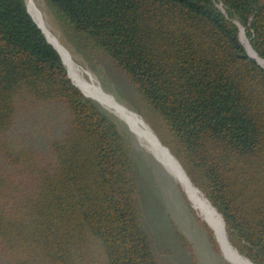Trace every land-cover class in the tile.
Masks as SVG:
<instances>
[{
	"label": "trees",
	"instance_id": "trees-1",
	"mask_svg": "<svg viewBox=\"0 0 264 264\" xmlns=\"http://www.w3.org/2000/svg\"><path fill=\"white\" fill-rule=\"evenodd\" d=\"M43 1L155 115L153 133L225 247L264 264V69L241 41L243 28L264 61V0ZM25 5L43 31L27 2L0 0V264H171L142 225L114 120L68 77ZM56 117L57 134L38 144L33 131ZM196 220L217 250L214 228Z\"/></svg>",
	"mask_w": 264,
	"mask_h": 264
},
{
	"label": "rangeland",
	"instance_id": "rangeland-1",
	"mask_svg": "<svg viewBox=\"0 0 264 264\" xmlns=\"http://www.w3.org/2000/svg\"><path fill=\"white\" fill-rule=\"evenodd\" d=\"M25 1L34 17L41 24L31 1ZM37 1L48 23L59 36L60 44L76 63L86 83L135 113L147 123L150 130L152 126L158 129L159 124L155 115L149 111L145 102L114 64L102 52L90 45L80 43L72 34L61 28L44 1ZM102 110L104 111V109ZM107 114L114 120L129 151L133 176L138 189L137 205L141 222L150 236L156 254L167 258L171 264H237L238 262L222 255L220 244L216 241L213 232L214 229L212 230V224L204 217L202 211L195 208L181 185L171 180L169 175L154 161L148 150L145 151L143 144L141 145V142L137 140L125 123L115 115L109 112ZM60 123H62L61 119L56 117L45 121L43 125L40 124L41 128L46 127L47 130L39 131L38 134L33 131L34 139L38 144L43 145L45 139L57 134ZM151 132L155 133L153 129ZM161 147L163 146L161 145ZM166 152L171 157L173 156L168 151ZM187 187V192L193 193L191 194L193 198L197 199L195 197L197 196L200 199L196 190L195 193L188 184ZM204 206L210 211L205 204ZM190 210L194 211L196 217L190 213ZM196 218L200 219L205 226H207L205 222L212 226V228L209 226L207 228L212 230L217 250L209 243L205 230ZM179 237H182L188 246L184 245Z\"/></svg>",
	"mask_w": 264,
	"mask_h": 264
},
{
	"label": "bare ground",
	"instance_id": "bare-ground-1",
	"mask_svg": "<svg viewBox=\"0 0 264 264\" xmlns=\"http://www.w3.org/2000/svg\"><path fill=\"white\" fill-rule=\"evenodd\" d=\"M30 1L33 6L35 14L41 23L40 26L41 25L43 26V28L42 26L41 28L44 31L43 34L45 38L47 36L46 40L58 51V53L63 59V62L68 70L69 75L71 76L73 81L76 83V85L80 88V90L84 93V95L88 97L89 99H91L96 104H98L102 109H104V111H106L107 113L109 112L112 115H115L123 123H125V125L129 127L130 131L136 136L137 140L141 142V145L143 144V146L146 149L145 151L148 150L149 154L154 159V161L169 175L171 180L181 185L183 191L186 193L190 201L193 202L195 208H198L200 211H202L204 217L212 224L214 228V235H215L216 241L220 244V247L222 250V255L226 258H231L232 260L236 261V263L238 262L237 264L239 263L240 264H250L246 262L247 260L245 259L242 260L243 258L238 256V254L236 253L234 249L233 250L235 252L230 251L229 249L225 247V245L223 244L224 239L222 241L223 232L225 234L223 221L221 220L223 229H224L222 230L221 228V231H222V236H221L220 227H219L220 224L218 225L217 223L218 221L216 222L212 213L204 206L202 201L197 196H195L197 198L195 199L191 195L193 193H191L190 191L187 192L188 190L187 184L189 183L188 177L186 176V174L184 173L180 165L177 163L176 159L173 156L171 157L165 151V149L161 147L157 137L151 132L147 123L144 120H142L140 117H138L135 113L127 109L126 107L120 104H117L110 97L106 96L104 93L99 92L98 90L94 89L93 87H91L90 85L86 83L82 75V72L78 69L76 63L72 60V58L69 57V55L66 53L63 46L60 44L59 36L56 34V32L52 29V27L48 23L44 13L41 11L39 7L38 1L37 0H30ZM27 11H28V8H27ZM242 32L243 30L241 31V38H242L241 41L244 42L245 44L244 46V48L246 47L245 50L247 49L246 50L247 53L250 54V56L254 57L258 61V63L263 67L264 61L259 60L253 55V53L249 49L248 44L246 43L244 39V34Z\"/></svg>",
	"mask_w": 264,
	"mask_h": 264
},
{
	"label": "water",
	"instance_id": "water-1",
	"mask_svg": "<svg viewBox=\"0 0 264 264\" xmlns=\"http://www.w3.org/2000/svg\"><path fill=\"white\" fill-rule=\"evenodd\" d=\"M24 4H25V2H24ZM26 6V5H25ZM27 10V9H26ZM28 12V11H27ZM28 14H29V12H28ZM30 15V14H29ZM31 17V16H30ZM32 18V17H31ZM33 20V19H32ZM33 22H34V20H33ZM35 23V22H34ZM36 24V23H35ZM237 25H238V23H236ZM36 26L38 27V25L36 24ZM39 28V27H38ZM40 29V28H39ZM242 30H243V32H244V29L242 28ZM40 31H41V29H40ZM42 32V31H41ZM42 34H43V32H42ZM43 36H44V34H43ZM44 38H45V36H44ZM45 40H46V38H45ZM47 41V40H46ZM48 42V41H47ZM48 44H50L49 42H48ZM51 45V44H50ZM52 46V45H51ZM53 47V46H52ZM54 48V47H53ZM55 49V48H54ZM56 50V49H55ZM246 51V50H245ZM56 52L58 53V51L56 50ZM246 53H247V51H246ZM59 54V53H58ZM247 55L250 57V58H252V59H254L255 61H256V63L261 67V68H263L259 63H258V61L254 58V57H252V56H250L248 53H247ZM59 56H60V54H59ZM60 58H61V60H62V62H63V59H62V57L60 56ZM63 64H64V62H63ZM64 66H65V64H64ZM66 67V66H65ZM264 69V68H263ZM66 70H67V68H66ZM67 74H68V77L70 78V76H69V73H68V70H67ZM71 79V78H70ZM75 85V84H74ZM75 87H76V85H75ZM77 88V87H76ZM86 97V96H85ZM177 161V160H176ZM177 163H178V161H177ZM179 164V163H178ZM180 165V164H179ZM180 167L182 168V166L180 165ZM183 169V168H182ZM215 210V209H214ZM216 211V210H215ZM219 215V214H218ZM220 216V215H219ZM221 217V216H220ZM221 220H222V218H221ZM223 221V220H222ZM223 224H224V222H223ZM225 226V225H224ZM243 257V256H242ZM245 258V257H244ZM246 259V258H245ZM248 262H250L248 259H246ZM251 263V262H250ZM252 264V263H251Z\"/></svg>",
	"mask_w": 264,
	"mask_h": 264
}]
</instances>
